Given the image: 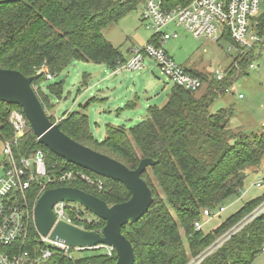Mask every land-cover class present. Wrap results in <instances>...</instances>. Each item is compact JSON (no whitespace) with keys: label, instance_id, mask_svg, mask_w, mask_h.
Segmentation results:
<instances>
[{"label":"trees","instance_id":"trees-1","mask_svg":"<svg viewBox=\"0 0 264 264\" xmlns=\"http://www.w3.org/2000/svg\"><path fill=\"white\" fill-rule=\"evenodd\" d=\"M142 1L0 0V69L33 76L31 86L35 90L37 85L35 93L45 109L49 99L39 85L47 80L46 75L58 76L73 62L105 65L110 70H116L124 62L119 51L103 37L102 29L116 23ZM254 22L256 32L264 34V8ZM224 40L230 42L228 37ZM251 55L252 52L239 61L237 67L242 69L246 66V58ZM235 72L234 68L227 71L222 81L210 79L202 73H191L205 83L206 93L203 96L198 99L195 93L173 86L162 107H149L144 119L129 129L107 124L101 141L96 140L89 129V103L81 106L80 111L63 114L60 118V130L70 139L116 160L130 170L136 169L142 159L156 162L147 169L156 186L152 184L147 170L142 174L152 193L151 207L137 223L121 229L132 245L134 264H187L190 258L200 254L264 201V195L251 200L209 233L194 229L193 223L200 219L202 210L215 209L230 196L237 195L249 172L260 167L264 158V135L238 138L228 128L231 110L210 112L214 100L226 94L238 77L245 74L235 77ZM48 91L61 99L63 83L49 85ZM135 106L136 101L126 104L128 109ZM12 110L22 113L17 106L0 103V142H15L12 145L15 157H28L43 149L30 128L23 136L14 138L9 122ZM49 119L51 122L55 120L51 116ZM44 156L50 178L57 176L61 166L65 165L99 178L103 183L100 192L80 182H51L48 189L76 188L108 205L120 204L130 198L129 192L118 182L65 164L64 160L48 150ZM39 191V184H33L26 192L29 208H32ZM72 207L82 215L74 205ZM95 220L90 223L75 220V223L83 225V230L99 232L104 222ZM180 229L183 230L182 235ZM36 238L37 233L31 223L28 248ZM263 242L264 214L200 264H251L261 252ZM115 261L114 253L111 256L101 253L77 261L53 256L39 264H115Z\"/></svg>","mask_w":264,"mask_h":264},{"label":"rangeland","instance_id":"rangeland-1","mask_svg":"<svg viewBox=\"0 0 264 264\" xmlns=\"http://www.w3.org/2000/svg\"><path fill=\"white\" fill-rule=\"evenodd\" d=\"M263 8L260 15L263 13ZM143 5L138 4L130 13L111 23L102 29L103 37L118 50L124 62L118 66V74L112 75V71L105 65L93 63L73 62L60 75L51 80L41 82L39 87L49 99V105L45 111L55 121L61 120L63 114L80 111L81 106L89 103L87 116L89 129L96 140L101 141L105 136V126H121L129 129L139 124L145 117L147 109L152 106L162 107L173 84L161 74L157 64L151 60L144 62V68L139 71H126L121 68L130 58V50L141 49L154 35L141 21ZM259 15V16H260ZM176 31L178 36L163 44V49L174 62L193 74H205L214 76L217 73H227L235 69L234 84L228 92L218 96L212 106L211 113L221 109L231 110L229 126L238 138L243 136L261 137L264 135V47L256 48L242 69L237 67L240 59H236L232 52H228V41L214 42L204 37H194L182 27L169 26L167 33ZM247 56V55H246ZM254 63L255 69H248V65ZM237 67V68H236ZM231 68V69H230ZM63 83V96L56 98L48 91V86ZM35 89H38L37 85ZM206 93L205 88L194 94L200 98ZM243 98L239 99L238 96ZM136 101V106L126 108L128 102ZM20 112L12 110L10 114ZM22 114V113H21ZM20 114V115H21ZM28 131V127L25 132ZM234 142H231L233 144ZM3 143L0 142V165L4 160L2 154ZM47 154V149H41ZM249 172L240 192L230 196L219 207L224 211L218 217L203 218L202 232L209 233L229 217L238 212L246 203L264 195V186L259 188L255 183L264 181V158L258 168ZM152 184L156 182L151 172L147 170ZM3 170L0 168V180L3 178ZM215 208L214 212L218 211ZM74 208L80 210L86 221L97 219L90 212L74 204ZM181 235L183 230L180 229ZM183 242L186 248L184 236ZM103 252L86 250L71 252L72 260L77 261L89 256L99 255ZM251 264H264V252L255 256Z\"/></svg>","mask_w":264,"mask_h":264},{"label":"built area","instance_id":"built-area-1","mask_svg":"<svg viewBox=\"0 0 264 264\" xmlns=\"http://www.w3.org/2000/svg\"><path fill=\"white\" fill-rule=\"evenodd\" d=\"M141 4L143 5L141 21L147 29L154 31V35L141 49L130 50V58L122 70H142L144 62L151 60L173 86L191 93L201 91L205 83L177 65L163 49L164 43L178 36L176 31L167 33L169 26L182 27L194 37H204L214 42L228 37L230 42L227 51L232 52L240 61L256 48L264 47V34H258L254 29V19L260 15L264 0H143ZM255 67L254 63L248 65L250 70ZM208 77L222 81L226 73ZM51 78L50 75H46L47 80ZM238 98L242 99L243 96L239 95ZM20 114L12 113L9 118L15 139L23 136L25 129L29 128L23 114ZM59 121L54 120V123ZM2 143L4 160L0 168L4 175L0 180V264H39L53 256L71 259V252L86 250L100 251L111 256L114 251L110 247L97 245L91 249L70 248L62 242L50 240L49 236L41 237L37 232L35 242L28 248L29 229L31 223L33 224V207L43 192L48 190L51 182L55 184L80 182L97 192L103 189V183L99 178L90 177L65 165H60L62 168L56 173L57 176L53 175L54 177L50 178L41 150L28 157H15L12 151L15 142ZM33 184H39L40 191L32 208H29L26 192ZM255 185L261 188L264 182L258 181ZM72 205L74 204L60 202L53 206L55 224L64 222L83 229V225H78L75 220L78 222L86 220L78 211H74ZM214 210L216 209L202 210L200 219L193 223L196 232H202L203 218L209 220L218 217L224 208L219 207L216 212ZM263 214L264 201L200 254L190 258L187 264H200L232 236ZM261 252H264V242Z\"/></svg>","mask_w":264,"mask_h":264},{"label":"water","instance_id":"water-1","mask_svg":"<svg viewBox=\"0 0 264 264\" xmlns=\"http://www.w3.org/2000/svg\"><path fill=\"white\" fill-rule=\"evenodd\" d=\"M33 76L18 71L0 69V103L17 106L30 130L42 145L67 164L81 168L96 176L120 183L130 194L123 203L108 205L105 201L72 187L48 189L37 199L33 207V225L41 237L64 243L70 248L91 249L103 245L113 249L115 264H134L131 243L121 233L126 225L137 223L153 203L152 193L142 174L156 164L152 159L140 160L130 170L116 160L95 152L61 132L59 124L51 122L35 90ZM75 204L104 222L99 232L86 231L64 222L55 224L53 206L57 203Z\"/></svg>","mask_w":264,"mask_h":264},{"label":"crops","instance_id":"crops-1","mask_svg":"<svg viewBox=\"0 0 264 264\" xmlns=\"http://www.w3.org/2000/svg\"><path fill=\"white\" fill-rule=\"evenodd\" d=\"M111 74H112V75H117V74H118V71L114 70V71H112ZM258 181H259V180H258ZM258 181H257V182H258ZM257 182H256V183H257ZM263 182H264V181H263ZM256 183H255V184H256ZM220 225H221V224H220ZM220 225H218V226H220ZM218 226H217V227H218ZM217 227H216V228H217ZM216 228H215V229H216ZM213 230H214V229H213ZM213 230H211V231H213ZM211 231H210V232H211Z\"/></svg>","mask_w":264,"mask_h":264}]
</instances>
